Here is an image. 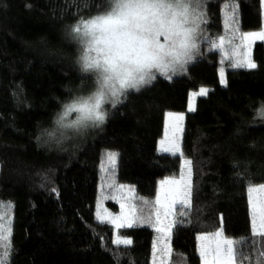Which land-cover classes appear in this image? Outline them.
<instances>
[{
	"label": "trees",
	"instance_id": "16d2710c",
	"mask_svg": "<svg viewBox=\"0 0 264 264\" xmlns=\"http://www.w3.org/2000/svg\"><path fill=\"white\" fill-rule=\"evenodd\" d=\"M261 3L202 0L205 35L214 40L261 30ZM111 5L112 0H0V204L11 205L5 211L13 236L29 226L26 264H154L148 226L120 227L131 244L117 245L112 225L96 217L101 169L107 154L116 153V181L132 186L139 199L155 198L158 181L179 174L182 164L180 154L157 148L164 114L185 110L190 91L206 86L196 108L185 114L182 151L191 161V193L189 204L178 208L169 259L201 264L199 233L221 228L236 240L250 235L247 189L264 183V118L258 115L264 109V42L254 43V69H236L206 41L186 72L170 80L157 75L109 107L102 125L70 138L57 118L97 87L95 74L80 67L82 46L71 28ZM221 68L225 84L219 81ZM261 248L264 242L250 243L236 264H256Z\"/></svg>",
	"mask_w": 264,
	"mask_h": 264
},
{
	"label": "snow or ice",
	"instance_id": "6c2138e0",
	"mask_svg": "<svg viewBox=\"0 0 264 264\" xmlns=\"http://www.w3.org/2000/svg\"><path fill=\"white\" fill-rule=\"evenodd\" d=\"M261 2L264 6V0ZM112 5L111 11L107 14L81 20L71 28L70 34L73 39L83 46L80 67L85 73L95 74L97 89L93 94L78 97L65 106L57 121L63 127L83 128L90 124L102 125L107 119L104 110L106 103L110 102L115 107L122 103L130 92H139L142 87L151 84L157 74L170 80L173 76L186 72L187 66L196 59L199 51L198 39L207 41L210 51L224 52L225 37L213 40L202 35L201 25L206 23L202 0H112ZM229 7L226 4L225 10L227 11ZM231 39L230 37L229 45ZM242 39L247 40L249 45L256 39L264 40V28L258 32L243 33ZM228 53L225 55L233 68L256 67L250 56H237L235 49L230 46ZM220 75V82L225 84L223 68ZM207 91L201 88L198 93L192 95L203 96ZM71 113L76 114L75 119L65 123ZM258 115L264 118V109L260 110ZM177 120L182 121L183 114H179ZM163 151L182 155L175 143ZM107 156L108 160L115 164L117 154L110 152ZM184 166L187 167L190 178L191 161L184 160ZM160 185L156 199L152 202L154 206H158L155 208L154 226L157 232L164 233L167 238L176 221L158 226L162 224L161 209L167 218L171 215L173 206L186 207L191 184L190 179H186L182 172L180 179H165ZM120 188L123 189L124 186L120 185ZM247 191L250 235L236 240L224 237L222 230L212 234L215 240L212 264H236V260L243 256L244 247L250 243L256 245L264 242V184L255 186L250 184ZM129 192L132 193L134 190L129 189ZM253 193L257 194L255 198ZM10 207V204L7 206L0 204V264H10L12 224L10 214L5 211V208ZM124 208L125 205L121 204L120 216L112 217L111 213L107 214L117 228L132 227L138 222L152 223L150 217L143 219L138 216L133 205H129L127 213L123 211ZM97 215L100 216L99 211ZM198 239L203 241L206 237L200 236ZM115 243L127 246L131 244V240L117 239ZM160 251L166 256L171 250L165 243ZM200 256L204 264H209L208 250L204 244L200 246ZM256 264H264V248L258 249Z\"/></svg>",
	"mask_w": 264,
	"mask_h": 264
},
{
	"label": "rangeland",
	"instance_id": "374dc122",
	"mask_svg": "<svg viewBox=\"0 0 264 264\" xmlns=\"http://www.w3.org/2000/svg\"><path fill=\"white\" fill-rule=\"evenodd\" d=\"M261 5H262V3H261ZM112 6L113 5H111V7L108 11L99 13L98 15H95V16L90 17L88 19H92V18H95L97 16L107 14L108 12L111 11ZM202 11H204L203 7H202ZM263 16H264V6H263ZM204 20H205V18H204ZM263 28H264V23H263ZM201 29H202V35L206 36L204 23L201 25ZM258 31H260V30H253V31H249V32H258ZM249 32H242V33L237 32V33H231L229 35L220 34V36H217L214 40H218L219 37H221V36L225 37V49H224V52H222V54L225 58H227V55H225V53H228V47L230 46L231 48L235 49L237 56H250V58L252 59V55L254 52V49H253L254 43H255V41H258L260 39L254 40V42H252L249 45V42L247 40L242 39V34L243 33H249ZM230 37L232 39H231L230 45H229V38ZM261 41L264 42V40H261ZM197 43L199 45V51L196 54V58L199 56L200 48L202 46L206 45V41L203 39H198ZM79 44H80V46H82V44L80 42H79ZM82 51H83V46H82L81 51H80L81 52L80 57L82 55ZM228 55H231V53H228ZM252 61L255 63V60L252 59ZM221 69H219V71H218L219 72V78H220L219 81L221 80V75H220ZM157 75H159V74H157ZM177 75H175V76H177ZM224 78L226 79L225 72H224ZM201 88H205L208 90V87H206V86H200V88H198V89L191 90L189 95H188L189 98H188V102H187L185 110H180V111L169 110V111H166L164 114V118H163L164 119V125H163L164 130H163L162 135L157 140L158 141L157 148H158V150L163 151L164 148L169 147L172 143L177 144L179 146L180 152H182V155H181L182 164H181L180 171L178 172L179 174H177V175L172 174L171 176H165V177H162L158 181V184H159L158 191L160 190V187H161V185H160L161 181H163L165 179H173V178L174 179H180L182 172L184 173L186 179L191 180V175L189 178L188 169H187V167L184 166V160H188V158L183 155L182 135H183V131H184L183 128H184V123H185V114L187 111L194 110L196 108V106H195L196 100L199 97V96H193L192 94L198 93ZM96 89H97V87L94 88V90L91 91V93H89L87 95H83L81 97H87V96L93 94L96 91ZM73 101H71V102H73ZM111 106H112V104L110 102L106 103L104 105V110L106 113L108 112V109ZM64 110H65V107L62 109L59 117L57 118V121L59 120V118L62 115V113L64 112ZM170 113L172 115H169ZM179 114H183V120L182 121L177 120V116ZM75 117H76V114L71 113L69 115V117L66 119L65 123H68L69 121L74 120ZM57 121H56V123H57ZM88 126H91V124ZM58 128H59V130L63 131L64 135H66V136L73 134L70 136V138H73L74 136H78L80 134L79 131H81L83 128H86V127L72 128V127H63L60 124H58ZM162 141L164 142L163 144L161 143ZM163 152H167V151H163ZM168 153H170V152H168ZM177 154H179V153H177ZM113 166H114V164H112L108 160V156H107L105 163L103 164V167L101 169V176L102 177H101V182L98 186L99 187V196H98L99 199L96 202V207H95L96 217L99 220L109 222L112 225L113 240L114 241H116L117 239L131 240V237L125 236L119 232V230H118L119 228H117L111 222V220L107 214L111 213L112 217L120 216L122 213L121 204L125 205V208L123 210L125 213H127L129 205H133L135 207V211H136L138 216H141L143 219H147L150 217L151 221H152L151 224L139 223V222L137 224H135V225L144 224L145 226H148L149 228H146V230H149L148 235H150V237H151V235L153 234V239H154L153 240V248H152L153 255L151 257V261L154 262V260H155V264H169V261H170L169 259H170L171 253H172V249H170L171 250L170 253H168L166 256L163 255L160 250L164 247L165 243L168 244L169 248L171 247V238L170 237H171V232H172L173 227H172L170 234L167 238L165 237L164 233L156 231V226H154L155 220H156L155 208L158 206H154V204L152 203L155 201L156 197L153 198L151 201L147 200V199H139L136 196V192L132 186L124 185L123 183H119L118 181H116L115 175L113 174V171H112ZM260 184H264V183L251 184V185L255 186V185H260ZM120 185H123L124 188L121 189ZM129 189H133L134 192L130 193ZM252 195H253V198H255L257 194L253 193ZM156 196H157V193H156ZM20 197H21L20 200L22 201L23 200L22 198H24L23 195L21 194ZM143 201H149L150 203L144 204ZM189 201H190V196L188 199V204H189ZM248 202H249V195H248ZM178 208H180V207L179 206H173V208L171 210V215H169L167 218L164 217L163 209H161V217L160 218H161L162 224L158 225V226H163L164 224H167L169 221H175L176 214L178 212ZM17 211H19V210H17ZM98 211L100 213V216L97 215ZM221 230H222L221 228H217V230H214L212 232L199 233L197 235V237H200V236L206 237V239L203 241L198 239V248H199V252H200L201 244H204L207 247V250H208L207 259L209 261V264H212V261H213L212 248L214 247V243H215V240H214L212 234H214L217 231H221ZM12 231L15 232V226L12 227ZM222 233H223V231H222ZM223 236L230 238V239H233L230 236L229 237L225 236L224 233H223ZM29 239H30V232H29V226L28 225H24L21 228V231L19 232L18 236H13V234H12L11 245H12L13 254H12V259H11L12 263L11 264H26V261L28 258L27 253H28V249H29ZM150 245H151L150 240H148V243H146L147 251H149ZM200 259H201V264H204L201 256H200Z\"/></svg>",
	"mask_w": 264,
	"mask_h": 264
}]
</instances>
